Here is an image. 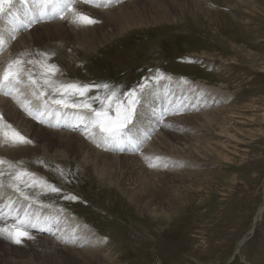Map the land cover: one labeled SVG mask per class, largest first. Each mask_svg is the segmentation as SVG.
<instances>
[{"label":"rangeland","instance_id":"374dc122","mask_svg":"<svg viewBox=\"0 0 264 264\" xmlns=\"http://www.w3.org/2000/svg\"><path fill=\"white\" fill-rule=\"evenodd\" d=\"M243 1L248 8L240 9L235 0H130L113 8L105 24L72 32L70 20L27 33L34 48L53 52L49 46H62L55 56L41 51L29 58L17 55L51 98L58 93L43 86L40 53L63 73L58 82L50 76L56 85L115 79L113 90L121 94L151 74L158 73L157 84H170L171 76L161 78L162 71L195 85L188 83L187 101L180 103L171 93L174 87L166 88L164 101L172 111L161 119L159 132L154 120L137 127V152L131 156L77 153L67 146L79 144L75 138L30 135L32 160L20 165L48 188L33 186L27 195L46 205L47 212L92 224L105 252L76 243L64 248L46 237L19 245L0 237V264H264V212L258 217L264 207V0ZM146 88L136 94L130 128ZM110 100L115 107H109V116L117 106ZM184 106L190 112L183 114ZM206 119L213 122L205 124ZM151 139L141 154L138 147ZM194 147L201 153L196 155ZM0 172L11 186L10 169L1 166ZM51 221L44 216L36 223L45 227Z\"/></svg>","mask_w":264,"mask_h":264},{"label":"bare ground","instance_id":"6f19581e","mask_svg":"<svg viewBox=\"0 0 264 264\" xmlns=\"http://www.w3.org/2000/svg\"><path fill=\"white\" fill-rule=\"evenodd\" d=\"M166 1H170V0H164V2H166ZM235 1L237 2L236 3L237 6H242V7H240V9L241 8H248V5H246L243 0H235ZM37 3L39 5H41L40 0H38ZM75 8L77 10H81V12L82 11L92 12L93 15L98 19V22L96 24H105L104 17L106 15L110 14V12H112V10H114V9H110V10H106V11H95V10H91V9L82 7L80 5H77ZM119 8H120V6L117 7V9H119ZM69 16H71V14H68L67 16H65L66 18L63 21L55 22L52 26L70 21V17ZM96 24H94V25H96ZM91 26H93V25H91ZM39 28H44V27L42 26V27H39ZM81 28H82V26L80 27L79 25L73 24L71 22L70 26H69V31L76 32V31L81 30ZM85 28H88V27H85ZM85 28H82V29H85ZM28 37H29V35L26 33V34L22 35L16 41V43L12 42L10 44V48H9L8 52L0 59V67L2 68L1 69L2 71L4 70V68L11 61L18 59L17 55H19V56H26L27 55L28 56V54L30 53L29 56L32 57L35 51H41V52H43L45 54L48 52L50 55L55 56L56 55V51L58 49H62V46H59V45L49 46V47H51V48H53L55 50L53 52L52 51H43V50L34 48V45H33L32 41L27 39ZM42 44L46 45L44 41H42ZM29 56H28V58H29ZM55 60L58 61L59 59L57 60L56 57H55ZM47 62H49V61H47ZM231 62H233V61H231ZM50 64L57 65L55 62H51ZM220 66H221V64H220ZM62 75H63V73L58 71L57 67H56V71L51 76H52L53 80H56L58 82V81H60ZM176 80L177 79H174L172 81V83H174ZM190 85H195V84L190 83ZM34 91L36 92V95H33ZM24 96L26 97V99L25 100H21V101L16 99V97H14L13 98L14 104H12L5 97L0 96V115L3 116L4 121L6 123L11 124L12 127L15 128L16 130H18L22 135H24L27 138L31 135L32 136L31 138H34V139L38 138V134H44V136H43L44 138H47V135H49V136L51 135V136H54V137H57V138H62L63 140H68L70 138H75V139L78 140L79 144H77L75 142L74 143L73 142L67 143V146L71 145L70 148L72 149L73 152L82 153L83 151H91L92 153H95V154H100V155H103V156L106 155L105 153L99 152L98 150L94 149L93 146L91 147V145H89L87 142H85L81 137H78L75 134H72V135L69 134L68 131L73 130L74 127L78 128L77 127L78 125L75 124V120L72 117H67V116H64V115L60 114V112L62 110L59 109L58 106L50 104L48 102V100H47V96H45V97L39 96V92L37 93V91L34 88H32L31 90L26 91ZM150 96H151L150 94L147 95V97H150ZM29 97H31L33 99H37L39 101V107L38 108L33 107L30 104V101L28 100ZM23 102H27L29 104V106L31 107V109L33 110L34 114L36 116L40 117L39 119H36V118H34V116H30L29 115L31 117L32 121L37 123V124H39V125H37V124H35V123H33V122L28 120V118H27L28 113L23 108H21V113L25 117L19 112V108L21 107V103H23ZM13 105H15L18 110ZM140 106H141V104H140ZM232 115H235V114H232ZM153 119L155 120L156 124H158V126H159L160 119L157 118V117H155ZM204 122H205V124H209V123H212L213 120L212 119H206ZM50 126H53L54 129H52ZM141 127H143V126H141ZM74 131H76V129H74ZM221 131L223 133L221 135H224L225 137L228 138V140L233 141V138H234L233 135L229 134V132L224 130L223 127H219V132H221ZM141 144H142V142H141ZM221 146H223L224 150H225V148H228V147H226V144H224V143H222ZM31 147H32V144L11 146V145L6 144V143H0V159H3V160H5V161H7L9 163H12L13 165L18 164L17 166H15V170H23V169L27 170L26 169L27 167L22 166L20 164L30 163L31 162L32 157H30L28 155L30 150H31ZM215 148H217V146H215ZM230 149L231 150L232 149H236V147L231 146ZM193 150H194V153L196 155L201 153V150H198V149L196 150L195 147L193 148ZM224 150H222V151L224 152ZM179 151H181V149H179ZM182 151H184V149ZM223 152H221V153L219 152L218 153L216 151V156H218L220 158L223 157V156L226 157L227 154H222ZM153 158H154V156L152 158H150V160H148V161L152 162ZM226 158H228V157H226ZM1 166L3 168L9 169L7 164L0 165V168H1ZM16 167H18V168H16ZM13 172H14V169H10V173L9 174H11ZM32 175L35 176L34 173H32ZM43 185H46V184L43 182ZM263 212H264V207H262L258 211V217ZM68 220H69L68 222L72 225V227L75 228L76 232H80V233H82V234H84L86 236V238H84V237L81 238L82 239V241H80L81 242V244H80L81 247L82 246L83 247L92 246V247H94V249H98V250H95V251H98V252L100 251L102 253L105 252V250L102 251L103 250L102 246L104 245V243H103V238L101 236H99L98 234L96 235L93 232H91L79 219L76 220L74 218H69ZM252 229L253 228L250 229L249 235L251 234ZM36 239H38V238H36ZM41 239L45 240V241L47 240L46 238H43V237ZM247 239H248V237L246 236L239 242V244L237 245V248H236V253L239 252V249L247 241ZM76 246L80 247L78 245H76ZM64 248H67V246H65ZM95 251H88V253L91 254V255L98 254V253H95ZM100 256H102V255H100ZM102 257L103 258H107V254H105Z\"/></svg>","mask_w":264,"mask_h":264},{"label":"snow or ice","instance_id":"6c2138e0","mask_svg":"<svg viewBox=\"0 0 264 264\" xmlns=\"http://www.w3.org/2000/svg\"><path fill=\"white\" fill-rule=\"evenodd\" d=\"M42 2L46 5L50 3L51 0H42ZM85 2L95 3V0H85ZM75 3L76 0H62L59 5L61 19L66 18L64 14L66 10L68 13L71 14L70 20L73 24H77L79 26H89L98 22L91 16L77 10L74 6ZM12 4L13 0H0V14L5 13L6 6L7 9L10 10ZM43 15L44 13L43 11H41V16ZM0 43H3V41H0ZM39 55L41 56L40 66L42 68V72L40 75L43 80V86L50 88L53 93L59 94V98H51L52 104L60 105L66 108H85L92 110L91 105L89 103L85 102L77 104L69 102L70 94L78 93L80 96H83L88 91L89 86H79L77 84L56 85L55 82L50 79V76L56 71V65L48 64L47 57L43 53H40ZM30 63L33 62L30 61ZM22 75L27 76L28 81L31 85L35 86V88L39 89L42 87L40 80L34 78L30 70L24 69L23 61L20 59H16L11 61L3 70V72L0 73V90H4L7 93V90L13 88L16 83L20 82ZM104 87H107V85H105ZM33 95H36L35 91L33 92ZM44 95V91L39 92V96ZM125 95L129 97L127 106L118 104L115 109V117L109 116L108 109L110 107V104L105 106L104 101H101L102 109L100 111L92 110L94 111L96 117L94 126L99 127L100 131L107 136L116 137L120 135L123 130L127 127V125L132 122V117L135 112V105L137 103L136 93L129 92ZM110 99L111 98H109V100ZM21 107L28 113V115L34 116V118L36 119L40 118L39 116H36L34 114L33 110L27 102L21 103ZM0 143H6L11 146H17L31 144L32 141L22 135L18 130L13 128L11 124L6 123L4 121L3 116L0 115ZM4 164H7L9 169H14V172L11 175V187L14 188L16 191L20 192V195L23 196L25 200L29 199V197L19 187L20 182H24L27 185V181L22 180L23 177H29L31 179L32 185H36L38 183L43 184L42 181H38L34 177H32V174L26 171L15 170V166L13 164L3 159H0V165ZM149 166L154 165L150 164ZM2 175H4V173L0 172V176ZM51 191L58 192L59 189L52 187ZM65 198L72 200L76 199V197L74 196H68ZM11 214V212L8 213V215ZM2 215L4 214L0 212V216ZM25 223H27L26 220L18 218L15 224H6L3 227H0V237L7 238L12 243L17 245L21 244L25 239H31L32 237L23 227ZM31 226L35 227L36 225L32 224Z\"/></svg>","mask_w":264,"mask_h":264},{"label":"water","instance_id":"95a60500","mask_svg":"<svg viewBox=\"0 0 264 264\" xmlns=\"http://www.w3.org/2000/svg\"><path fill=\"white\" fill-rule=\"evenodd\" d=\"M237 253H235V255H236Z\"/></svg>","mask_w":264,"mask_h":264}]
</instances>
